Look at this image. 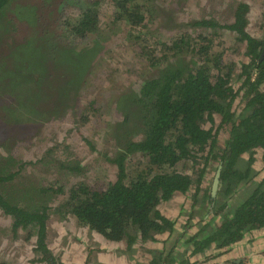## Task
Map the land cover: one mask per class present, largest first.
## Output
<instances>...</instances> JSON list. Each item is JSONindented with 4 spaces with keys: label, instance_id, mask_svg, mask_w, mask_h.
Returning a JSON list of instances; mask_svg holds the SVG:
<instances>
[{
    "label": "rangeland",
    "instance_id": "rangeland-1",
    "mask_svg": "<svg viewBox=\"0 0 264 264\" xmlns=\"http://www.w3.org/2000/svg\"><path fill=\"white\" fill-rule=\"evenodd\" d=\"M125 1L127 6H141L145 17L141 30L131 27L125 12L119 13V2ZM94 2H99L98 30L79 37L73 28ZM242 3L250 8L248 32L255 38H264V0H10L0 18V171L11 173L21 163L25 166L15 180L0 190L33 208L44 204L37 202L44 200L37 197L36 191L40 194L43 187L58 182L67 190L79 183L105 189L118 173L109 159L122 151L129 139L142 135L137 127L141 113L136 95L140 87L166 69L152 67L144 52L150 51L153 56L156 53L159 58L156 44L176 35L187 33L198 39L199 34H220L218 51L237 67L232 82L238 93L233 112L237 118L245 115L246 90L241 89L244 77L240 76L243 65L249 63L245 47L233 41L236 35L228 29L194 25L210 21L228 26ZM193 57L187 56L185 61L189 63ZM260 88L264 91V83ZM221 124L222 117L215 116L214 125H204L206 129L213 126L218 156L231 129L228 125L221 128ZM208 154L209 149L200 155L198 164L189 161L177 167L193 178H198L205 168L202 200L210 197L220 163L219 158L210 159L205 167ZM134 157L128 167L137 162L146 164L140 154ZM249 158V154L243 156L244 166H253L258 173L264 171V150L255 152L251 164ZM9 159L16 163L8 165ZM76 164L81 170L63 168L68 165L72 169ZM254 177L258 180L260 175ZM194 190L158 208L175 222L177 230L173 239L164 244L166 249L175 247L176 259L186 260L185 264L228 263V257L235 254L240 262L248 260L242 257L252 255L251 264L262 263V234L257 238L248 235L236 245L234 253L219 254L211 249L191 255L194 247L187 240L199 232L203 237L206 233L202 228L212 217L208 207L200 211L191 207L198 195ZM66 195L50 196L49 204L54 210L47 222V244L62 264H148L150 253L160 249L162 239L168 237L161 235V241L150 245L139 241L133 252L126 249L123 253L121 244L110 243L82 227L75 217L60 214L58 208ZM234 199L233 195L229 201L234 203ZM12 227V218L0 210V260L8 264H45L36 262L40 255L35 251L34 233L29 236L26 230H20L15 236Z\"/></svg>",
    "mask_w": 264,
    "mask_h": 264
},
{
    "label": "trees",
    "instance_id": "trees-1",
    "mask_svg": "<svg viewBox=\"0 0 264 264\" xmlns=\"http://www.w3.org/2000/svg\"><path fill=\"white\" fill-rule=\"evenodd\" d=\"M9 2L0 0V18ZM98 6L99 2H94L92 8L76 22L78 26L72 27L79 37L97 32L100 24ZM119 6V13L128 15L130 21L127 22L131 27L141 30L145 22L141 6H127L126 1L119 2ZM249 11L247 4H239L234 21L228 26L210 21L194 23L209 29H228L236 35L233 41L245 47L244 55L249 63L243 65L240 74L244 77L241 89L246 90L243 95L245 115L237 118L233 112L238 93L232 82L237 76V67L218 51L216 42L220 34H199L196 35L198 39H192L187 33L176 35L168 42L156 44L161 53L159 58L156 53L153 56L150 51L144 52L143 56L152 67L166 69L159 77L140 87L136 95L141 113L137 127L142 135L139 139H129L125 148L109 159L116 165L118 173L105 189L79 183L67 190L58 182L48 188L43 187L40 194L36 191L37 197L44 200L38 199L37 202L44 204L33 208L16 202L11 195L0 190V210L12 218L13 234L18 236L20 230H26L29 236L33 233L36 236L35 251L40 255L37 263L62 264L48 247L47 222L53 210L49 204L50 196L60 197L66 192L65 201L58 208L60 214L74 216L82 226L108 242L121 244L122 250H133L139 241L156 242L155 236L167 232L173 235L175 223L156 209L177 194L187 195L195 186L200 191L205 168L198 178H193L178 171L177 167L189 161L198 164V158L207 149L209 154L205 167L208 160L220 159V191L211 197L213 218L203 226L202 231L206 234L201 241L194 243L192 254L206 252L213 244L225 249L242 241L247 233L264 230V179L249 187L246 198L232 214L228 210L224 212L228 203H220L217 199L219 193L228 195L231 184L248 181L251 166L246 165L245 170L239 168L243 156L249 154L248 163L251 164L255 151L264 150V91L260 88L264 83V38H255L248 32ZM187 56H194L189 63L185 61ZM215 116L222 117L221 128L231 126L229 139L220 156L215 154L219 145L213 126L210 129L204 126L206 122L214 125ZM137 153L143 154L148 159L147 163L143 166V162H137L128 167ZM14 163L11 159L7 161L8 165ZM24 166L21 163L11 173L0 171V189L15 180ZM63 168L81 170L79 164L72 169L68 165ZM213 222L216 224L212 227ZM153 253H150L148 264L186 263L177 261L173 251ZM0 264L8 263L0 260Z\"/></svg>",
    "mask_w": 264,
    "mask_h": 264
},
{
    "label": "flooded vegetation",
    "instance_id": "flooded-vegetation-1",
    "mask_svg": "<svg viewBox=\"0 0 264 264\" xmlns=\"http://www.w3.org/2000/svg\"><path fill=\"white\" fill-rule=\"evenodd\" d=\"M199 27H201V26H199ZM229 136H230V134H229ZM229 139V138H228ZM224 148H225V146H224ZM223 148V149H224ZM257 150H263V149H257ZM256 150V151H257ZM255 151V152H256ZM137 154H140L141 155V157H144L143 156V154H141V153H137ZM246 155V154H245ZM244 155V156H245ZM254 157H255V154H254ZM146 160H145V163H147V161H148V159L146 158V157H144ZM239 168H241L242 170H245V169H247V167L246 166H244V163L243 162H241V163H239ZM251 168V175H250V177L248 178V181H245V180H243V181H241V183L239 182L237 185H234V184H231L230 186H228V195L226 196V195H224L223 193H222V195H221V193H219V198H217V199H219L220 200V203L222 202V201H224V202H227L228 203V208L227 209H225V211L224 212H227V210H228V212H230L231 214L232 213H234V211H235V209H237L240 205H241V203L244 201V199L246 198V196H247V194H248V190H249V187H252V185H253V183H259L261 180H263L264 179V171H261L260 173H258L257 171H255L254 170V168H253V166H251L250 167ZM221 166H220V163H219V167H218V170H217V172L215 173V175H214V177H213V185H212V188H211V194H210V197H209V199L208 200H202V199H200V195H201V192H202V188L200 189V191H197V186H195V192H198V195L193 199L194 201H192L191 202V207H198V210H199V208H201V207H208L207 209L209 210V212H210V215L212 216L211 217V219L213 218V208H214V204H212L213 202H212V195L213 196H216V195H218V192L220 191V178H221ZM255 175H260V178L258 179V180H255ZM216 180H218V183H217V186H216V188H215V182H216ZM61 185V184H60ZM201 186H202V183H201ZM193 190V189H192ZM192 190L187 194V195H189L191 192H192ZM231 191V192H230ZM177 195H180V196H187V195H183V194H177ZM177 195H175V196H177ZM233 195L235 196V199H234V203H231L229 200H231L232 199V197H233ZM174 196V197H175ZM173 197V198H174ZM218 197V196H217ZM172 198V199H173ZM171 199V200H172ZM171 200H169V201H167V202H170ZM226 200H228V201H226ZM210 202V203H209ZM162 203H166V202H162ZM161 203V204H162ZM201 203H203V204H201ZM160 204V205H161ZM201 204V205H200ZM208 204H209V206H208ZM159 205V206H160ZM159 206L157 207V211L160 213V215H162V216H164L161 212H160V210L158 209L159 208ZM54 210V209H53ZM200 211V210H199ZM192 214L190 213V216H191ZM74 217V216H73ZM165 217V216H164ZM169 219V218H168ZM210 219V220H211ZM76 220H77V218H76ZM169 220H171V219H169ZM172 221V220H171ZM77 222H78V220H77ZM174 222V221H173ZM79 223V222H78ZM175 223V222H174ZM80 224V223H79ZM81 225V224H80ZM82 226V225H81ZM82 227H84V226H82ZM174 233L177 231L176 230V228H175V226H174ZM96 233V232H95ZM173 233V234H174ZM259 234H262V239L264 240V230H257V231H252V232H250V233H247L246 235H245V237L243 238V240L242 241H240V242H238V243H236V244H233L232 246H230V247H228V248H225V249H223V248H221V249H219V248H217L216 247V245L215 244H213L211 247H210V249L209 250H211V249H215V250H217V251H219V254H221V253H225V252H233L234 253V249L236 248V245H238V244H240V243H242L243 241H245V239H246V237L248 236V235H250V236H254V237H256L257 238V236H260ZM162 235H166V237L167 238H165V239H162V241L160 240V236L161 235H157V236H155L156 237V239H157V241L156 242H148L149 243V245L150 244H156V243H158V241H161V242H164V243H162L163 244V246L160 248V249H157V251H155L154 250V252L155 253H161V252H163V251H165V252H170V251H173V254L175 255V257H176V254L178 253L177 251H176V249H175V247H171L170 248V250L168 251L167 249H166V247L164 246V244H167V242L169 243V240H172L173 239V237H172V235H170V233L169 232H167V233H164V234H162ZM101 236V235H100ZM181 237H183V235H181ZM201 239V233L199 232L198 234H196L195 236H193V237H191L190 239H188L187 240V243H191V245H193V247H194V243L196 242V241H201L200 240ZM251 239H254L253 237L251 238ZM106 240V239H105ZM49 247V246H48ZM135 247V246H134ZM134 247H133V250H131L132 252L134 251ZM195 248V247H194ZM50 249V248H49ZM51 250V249H50ZM52 251V250H51ZM126 250H123L122 252L124 253ZM193 251H194V249H193ZM208 251V250H207ZM203 253H205V252H203ZM233 253L231 254V255H233ZM202 253H199V254H196V255H201ZM218 254V255H219ZM263 254H264V252H263ZM191 255H193V254H191ZM228 256H230V255H228ZM235 257H231V258H229L228 257V263H221V262H218V263H207V264H251V262L252 261H250V258L251 257H253L252 255L249 257V255L248 256H245V257H242V258H248V260H241V262L239 261V260H236V254L234 255ZM178 261V260H177ZM181 262L183 261V262H186V260H180ZM179 261V262H180ZM198 264V263H197ZM260 264H264V261L262 262V263H260Z\"/></svg>",
    "mask_w": 264,
    "mask_h": 264
},
{
    "label": "water",
    "instance_id": "water-1",
    "mask_svg": "<svg viewBox=\"0 0 264 264\" xmlns=\"http://www.w3.org/2000/svg\"><path fill=\"white\" fill-rule=\"evenodd\" d=\"M264 57V48H263V53H262V58ZM217 183H218V180H216V182H215V188H216V186H217Z\"/></svg>",
    "mask_w": 264,
    "mask_h": 264
}]
</instances>
